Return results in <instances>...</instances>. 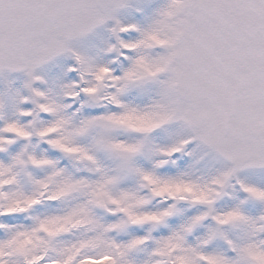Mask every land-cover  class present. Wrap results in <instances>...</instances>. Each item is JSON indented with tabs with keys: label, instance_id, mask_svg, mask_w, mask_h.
Masks as SVG:
<instances>
[{
	"label": "snow or ice",
	"instance_id": "1",
	"mask_svg": "<svg viewBox=\"0 0 264 264\" xmlns=\"http://www.w3.org/2000/svg\"><path fill=\"white\" fill-rule=\"evenodd\" d=\"M0 264H264V0H0Z\"/></svg>",
	"mask_w": 264,
	"mask_h": 264
}]
</instances>
